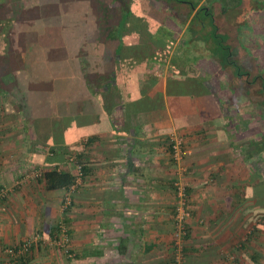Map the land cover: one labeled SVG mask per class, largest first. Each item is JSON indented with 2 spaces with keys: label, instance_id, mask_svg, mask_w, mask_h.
Segmentation results:
<instances>
[{
  "label": "crops",
  "instance_id": "1",
  "mask_svg": "<svg viewBox=\"0 0 264 264\" xmlns=\"http://www.w3.org/2000/svg\"><path fill=\"white\" fill-rule=\"evenodd\" d=\"M189 2L197 7L192 14L189 7L184 11L189 18L176 19L181 34L173 47L160 34L164 23L150 29L144 62H135L139 55L130 58L123 51L129 59L121 63L116 85L88 84L87 79L80 105L74 83L55 89L51 101L32 93L22 95L20 102L9 89L8 76L10 95H0V193L7 192L0 197V264H8L9 248L36 236L40 241L30 264H58L52 253L44 258L48 245H55L49 241L56 240L52 236L58 226L66 229L75 257L69 264H174V183L179 179L188 184L192 212L182 264H239L238 251L250 252L255 235L264 238V198L254 196V190L264 187V126H255L264 123V116L256 110L255 117H230V100L218 93L233 89L228 73L218 63L216 70L213 62L207 67L199 57L204 50L212 55L218 46L216 32L195 19L198 11L203 7L220 16V11L231 10L224 12L225 0ZM253 3L262 6L264 0ZM135 7L123 36L124 45L131 48L139 34L133 31L127 37L128 26H149L135 18ZM141 10L147 14L146 8ZM232 14L236 17L237 8ZM172 23L178 26L175 19ZM234 32L244 42L252 37L264 42V34L246 38V33L253 34L249 29L239 35L234 27ZM201 35L202 45L193 47ZM163 43L164 48L176 46L174 50L183 44L182 52L170 54ZM161 55L167 57L165 63ZM198 72L201 79L194 80ZM257 87L262 90V85ZM263 103L242 100L248 109ZM178 138L187 152L184 172L172 151ZM73 155L84 164L82 183L73 192L48 190L42 174L57 169L74 175L69 165ZM68 193L72 205L66 212ZM252 199L260 204L258 211H251ZM238 210L242 232V225L231 220ZM247 220L255 226L247 228ZM250 257L241 264H254Z\"/></svg>",
  "mask_w": 264,
  "mask_h": 264
},
{
  "label": "trees",
  "instance_id": "2",
  "mask_svg": "<svg viewBox=\"0 0 264 264\" xmlns=\"http://www.w3.org/2000/svg\"><path fill=\"white\" fill-rule=\"evenodd\" d=\"M47 1H52V3L59 2L61 5H64V2L68 5L73 2L79 3L81 0H0V39L2 40L0 42V47L4 50V54L0 53L1 96L10 95L9 90L6 89L5 86L8 76L12 78L9 89L13 91L14 97L17 93L24 95V97L25 94H43L49 97L48 101H51V93L56 95V92H54L55 89L59 88L63 90L68 83H74L78 89L76 100L78 105H80L84 100L83 90L86 87V80L90 79V75L98 77V80H96L97 83L116 85L118 81L117 71H121V63L129 59L122 55L123 51L126 50L123 36L127 31L126 25L133 16L132 9L135 2H141V4H143V10H145V7L148 5L145 13H149L151 5L159 6L160 12L167 17V19L164 18L163 20L164 24L162 25L164 26H162L160 34L164 36V40H169L168 43L171 46L177 41V37L175 36L177 34H172V31L175 30L169 24L170 21L173 19H179L178 21H180L184 15L189 18L190 14L188 15L187 11H184L189 7V11H191L192 14L197 7V4L189 2V0H82L85 2L90 1L93 4L92 12L94 19H91V22L88 23L86 15L85 18L80 17V19H84L85 23L79 24L80 22L76 21V19H78L76 17L77 15L74 16L73 11L65 10L67 14L63 13L64 15L62 16L61 10L58 8L59 6L57 7L55 5L52 9H45L43 4ZM225 1L228 2L229 6L225 7L224 12H227L225 10H228L229 7H235L237 9L242 8L245 3L244 0ZM68 13L70 15H68ZM169 14L175 18L170 19ZM69 16L73 17L71 26L77 24L84 25L83 28L85 33L80 34L73 41L70 25L60 30L62 23L67 24L66 17ZM89 18H91V16H89ZM195 19L204 21L206 29L209 26L210 28L213 27L214 19L212 11L201 8ZM176 23L178 25L176 26L177 29H180V22ZM165 24L168 26L170 25V31L166 30ZM40 28L41 30L38 33L37 30ZM60 31L64 37L60 44L52 46L47 44L42 46L39 45V43L43 41L38 40V35H53L61 38L62 35ZM169 32H171V37H169L170 34L168 35ZM30 35H32L34 39L32 42L28 41L27 38ZM90 37L92 38L90 39ZM82 39H84V41L80 44V52L77 55H72L71 51L74 45L78 44ZM221 39L223 40V44L225 43L226 45L227 39L224 36H221ZM29 43H31L30 46L28 45ZM90 43H92V45ZM215 43L218 45L217 41H215ZM68 44L69 54L67 55L65 53L66 51L62 50H64ZM181 45L179 46V50ZM90 47L91 51L89 52ZM218 48L220 52H223L219 54L217 49H215L210 56L206 54H201L199 56L201 60L203 59L206 61L205 65L209 67L210 63L213 62V66L216 67V63H218L223 69L232 66L237 68L236 76L245 75V68L236 62L237 51L234 50V52L231 53L229 48L224 47L222 44L221 47ZM51 53L53 55L49 57ZM36 54H40V57L36 58ZM139 57L140 58L137 57L138 61H134L143 63L145 57ZM199 57L197 59H199ZM160 58L162 59V63H165L167 57L161 55ZM152 59L153 58H151V60ZM259 93H261V90ZM21 99H23V96ZM24 103H28V106L31 108L32 105L29 100L27 103L24 100ZM18 106L22 109L21 103H19ZM33 111L32 109V112ZM32 112L31 114L34 116L35 114ZM42 179L45 182L46 188L51 191L61 189L70 191V188L74 186L76 182V177L71 172L57 169L44 172L42 174ZM187 194L189 195L188 189ZM69 208L65 211L67 212ZM57 228V232L52 238H59L60 227L58 226ZM23 243L24 242L17 245V248ZM13 248L14 247H11L10 249ZM32 255L33 252L31 256L28 253L19 256L18 264H30ZM184 258L185 254H183V259ZM253 259L256 260V258ZM174 264H178L176 258L174 259Z\"/></svg>",
  "mask_w": 264,
  "mask_h": 264
},
{
  "label": "rangeland",
  "instance_id": "3",
  "mask_svg": "<svg viewBox=\"0 0 264 264\" xmlns=\"http://www.w3.org/2000/svg\"><path fill=\"white\" fill-rule=\"evenodd\" d=\"M17 1H19V0H17ZM61 1V0H60ZM146 1V0H145ZM250 2H251V0H250ZM252 2H253V0H252ZM63 4L64 5H61V3H59V2H56V3H52V1H47V2H44V6H45V9H52V7L53 6H59L58 8H60V10H61V13H62V16L64 15V14H67V12L65 11V10H68V11H73L74 12V16L75 15H77L76 17L78 18V19H76V21H79L80 23L79 24H84L85 23V21H84V19H80V17H82V18H85V16L87 15V22L88 23H90L91 22V19L93 20L94 19V16H93V4L90 2V1H87V2H85V1H80L79 3L78 2H73L72 4H68L67 5V3H64L63 2ZM139 4V5H138ZM204 4H207V1L204 3ZM254 4V3H253ZM259 4H261V2H259ZM209 5H211L210 3H209ZM63 6H65V7H63ZM136 6V7H135ZM225 6V5H224ZM133 7H135L134 8V12H135V18H137L138 20L140 19V20H146L148 23H149V26H147L145 29L144 28H140V29H138L137 28V26H139V25H129L128 27V31H129V33L127 34V37H129L131 34H132V32L133 31H136L138 34V37H136V39H135V46H133L132 48L131 47H129L128 45H127V47H126V50H124V56H131V58H132V56H144L146 53H145V47H144V44L145 43H147V38H149L148 36H149V34H151L150 32L152 31V30H155L156 28H158L159 27V25L160 24H162L163 23V20H164V18H166L167 19V17H166V15L164 16L161 12H160V10H159V6H157V5H154L153 6V8H152V11L150 12V13H147V14H144L143 12H142V7H143V4H141V2H135V4H134V6ZM147 7H148V5L145 7L146 9H147ZM221 7H222V3H221ZM255 7H257V6H255ZM258 7H259V5H258ZM141 8V9H140ZM250 9V8H249ZM248 8L247 9H245V10H239L238 11V14H239V18H238V23L237 24H245V22H247V23H249L250 25H248L247 26V29H249L250 31H252L253 32V34H251V33H246L245 34V36H246V38H249V37H251V36H256V35H258V34H261L259 31H263L264 32V28H262V27H260V26H258V25H261L262 26V24H263V22H264V12H261V11H259L258 9H257V13H253V15H251V14H249L250 13V10H249ZM212 10V9H211ZM94 11H95V8H94ZM242 11V12H241ZM89 12H91V13H89ZM64 13V14H63ZM215 14H216V16H217V12L215 11L214 12ZM220 14H221V11L219 12ZM151 14V15H150ZM68 15H70L69 13H68ZM89 16H91V18H89ZM169 16H170V14H169ZM248 16V17H247ZM150 17V18H149ZM220 17V16H219ZM247 17V18H246ZM65 18V17H64ZM72 18L73 17H66V22H67V24L66 23H62V25H61V29L60 30H62L63 29V27H65V26H67V27H69V25H70V30H71V32H72V41L75 39V38H77L80 34H84L85 32H84V28H83V26L84 25H79V24H77V25H72L71 26V23L73 22L72 21ZM173 18H175V17H172V16H170V19H173ZM241 18V19H240ZM69 19V20H68ZM137 20V21H138ZM242 20V21H241ZM246 20V21H245ZM255 20H257V24L258 25H255L254 23L256 22ZM258 20H261L260 22H258ZM176 22H178L177 20H175ZM255 21V22H254ZM170 25H171V27H173V29L175 30V31H173V33H174V35L175 34H177V35H179V33L181 34V31L179 30V29H177V27L175 26V25H173V23H172V20L170 21V23H169ZM149 27V29H147ZM245 27V26H244ZM241 28V27H240ZM253 28V29H252ZM150 29H151V31H150ZM41 30V28L40 29H38L37 31H38V33H39V31ZM241 30H243V29H241ZM254 30V31H253ZM236 31L239 33V35H240V31H239V27H236ZM81 32V33H80ZM37 33V34H38ZM60 34L62 35V37L61 38H59V36H53V35H43V34H40V35H38V40L39 41H43L42 43H39V45L40 46H42V45H49V46H52V45H56V44H60L61 42H62V40L64 39V37H63V34L61 33V31H60ZM234 34H235V32H234ZM177 35H175V36H177ZM238 35V34H237ZM236 35V36H237ZM34 36V35H33ZM199 36V35H198ZM28 38V41H30V42H32V41H34V39H33V37H32V35H30V36H28L27 37ZM92 37H90V39H91ZM199 38V37H198ZM208 38V37H207ZM202 35H201V38H199L194 44H193V47H200L201 45H202ZM206 39V38H205ZM250 39V38H249ZM249 39H247V41L246 42H244L245 41V39H244V37L241 39V40H239V46H241L242 48H243V45H245V43H246V47L248 48V49H245L246 51L247 50H251L252 51V53L253 54H256L257 56H259V59L260 60H262L263 62H264V42H260V40L257 38H253L252 37V39H251V41H249ZM206 40H208V39H206ZM2 40L0 39V42H1ZM82 41H84V39H82V40H80V42L78 43V44H75L74 45V47H73V49H72V55H77L79 52H80V44H81V42ZM234 42H229V44H231L232 46H234V44H233ZM91 45H92V43H90ZM29 46L31 45V43H29L28 44ZM163 46V48H164V43L162 44ZM238 45V44H237ZM179 46L180 45H178V47L174 50V48L176 47H174V48H168V47H165L164 49H166L167 51H169V53L170 54H172V53H174V52H178V54H180L182 51L181 50H179ZM218 46V45H217ZM173 47V46H172ZM205 47H206V45H205ZM216 49H217V52L220 54V53H222L223 51H221L220 52V49L218 48V47H216ZM62 51H66L65 53L68 55L69 54V44L68 45H66V48L64 49V50H62ZM61 51V52H62ZM91 51V47H90V50H89V52ZM204 53H205V50L203 51ZM202 51H201V54H204ZM0 53L1 54H4V50L3 49H1V47H0ZM247 53H248V55L252 58L253 56H252V54L250 53V52H248L247 51ZM261 53V54H260ZM34 54H35V52H34ZM244 54V53H243ZM53 54L51 53L50 55H49V57H51ZM40 57V54H36V58H39ZM140 58V57H139ZM256 60V59H255ZM131 61V60H130ZM203 61H205V60H203ZM126 64H128L129 65V63H126ZM202 64H203V62H202ZM203 68V67H202ZM215 70H216V67H215ZM257 74H262V73H264V70L262 69V68H258V71L256 72ZM198 74V75H197ZM196 76H195V79L194 80H200L201 78H200V73L198 72V73H196L195 74ZM183 77H185V78H189V79H193V78H191V77H189L188 75H184ZM250 77V81H251V79H252V81L251 82H253V80L255 81V75H254V78L252 77V76H249ZM90 79H88V84L91 82V83H96L97 81L96 80H98L97 78L98 77H96L95 75H90V77H89ZM199 82V81H198ZM38 87H39V85H38ZM116 91V90H115ZM258 88H256V87H254L253 88V90H252V100H254V103L255 104H257V103H260V101H262V102H264V96H262L261 94L262 93H258ZM227 92V91H226ZM116 93V92H115ZM218 93L220 94V97H222V98H225L226 96H228V95H231V92H227V93H225L224 91L222 92V91H218ZM240 93L238 92V93H236L235 94V98H236V96H238ZM21 96L22 95H20L19 93H17V95L15 96L18 100H20L21 101ZM231 98H233V99H235L234 98V95H233V97H231ZM242 100V99H241ZM249 101V100H248ZM242 103V101H239V102H237L236 104H241ZM231 105V104H230ZM260 105V104H259ZM232 106V105H231ZM261 106H264V103L263 104H261ZM80 107V106H79ZM78 107V108H79ZM233 107V106H232ZM231 107V108H232ZM72 108H73V110H76L77 109V105L76 106H72ZM257 108V109H256ZM261 108H263V107H250L249 109H248V107L246 108V110H244L245 109V107H243V109H241V110H235V108L234 109H232L233 111H238V112H236L235 114H234V116H236V115H239V114H241V115H243V114H251L252 116H254L255 117V114H256V110H260V112H258L257 111V114H260L261 112H264V110L263 109H261ZM59 109H60V107H59ZM242 110H244V111H242ZM38 111H41V110H38ZM52 110H51V116L53 117V115H55V114H52ZM37 113V112H36ZM232 113V112H231ZM233 114V113H232ZM262 115V114H261ZM250 117V116H249ZM257 118V117H256ZM257 125H259V124H257ZM260 126V125H259ZM254 133H255V131H253ZM257 132V131H256ZM247 134H249V133H247ZM241 138H243L244 139V137H246V133H242L241 134V136H240ZM255 137H258V134H256V136ZM255 161H253V165H254V168H256L255 166H256V163H254ZM0 163H1V161H0ZM263 170H264V167H263ZM258 196V197H263L264 198V187H259L258 189H256V190H254V196ZM69 196V194H67L66 196H65V198H64V202H65V199L67 198ZM253 201L255 200V199H252ZM64 202H63V205H64ZM258 202H253L252 204H251V206H252V209H251V211H258L259 210V207H260V204L258 205L257 204ZM244 205V204H243ZM263 207H264V205H262ZM238 208H239V206H238ZM240 211L241 210H238V211H235V214L232 216L233 218L231 219L232 220V222H235V221H237V225L239 224H241L242 225V228H240L239 229V227H237V229H239L240 230V232H242V230H243V228H244V224H242V222L241 221H238V217H239V213H240ZM254 221H250V220H247V228L249 227V226H251V227H253V226H255V225H252V223H253ZM244 223V222H243ZM239 234H237V236H238ZM62 237V236H61ZM60 237V238H61ZM263 237H264V235H263ZM64 239V238H63ZM68 239H69V237H68ZM26 240H28V239H26ZM25 241V240H24ZM23 241V242H24ZM50 243H53V244H55V245H53V246H51L50 244L48 245V248L47 249H45L46 251H44V253H45V257L44 258H47L49 255L48 254H54V256H56L57 257V259H58V261H57V263L58 264H69V260H71V259H74L75 257H74V254L73 253H71V247H70V243H68V244H65L64 245V247H61V245H59V241H49ZM68 242H70V240H68ZM252 242H253V245L251 246V251L249 252V251H238V253H237V251H236V253L238 254L237 255V260H236V262L237 263H239V264H241V262L240 261H245V260H248L249 258H251L250 256H252L253 258H256V260H252V262L254 263V264H264V246H263V248L262 247H260L262 244L261 243H263L264 244V238H262V237H260L259 236V234H257V235H255L254 237H253V240H252ZM49 249V250H48ZM35 250V249H34ZM34 250H33V252H34ZM69 252V253H68ZM33 256V255H32ZM6 258H8L7 256H6ZM6 262H7V259H6Z\"/></svg>",
  "mask_w": 264,
  "mask_h": 264
},
{
  "label": "flooded vegetation",
  "instance_id": "4",
  "mask_svg": "<svg viewBox=\"0 0 264 264\" xmlns=\"http://www.w3.org/2000/svg\"><path fill=\"white\" fill-rule=\"evenodd\" d=\"M222 1V0H221ZM245 3L243 5V7H245L246 9L250 8V13L251 15H253V13H257V9L261 12H264V5L262 4V6L259 5L258 7V4H253L252 0L250 2V0H244ZM223 5H226L227 7L229 6L228 5V2L226 1V3H222ZM257 6V7H255ZM203 8V7H202ZM231 12L230 13H226V14H220V17L219 16H213V22H214V25L212 27L213 29V34H215L216 32V40H217V43H218V47H221V44L224 46V47H228L230 52H234V50L237 51V59H236V62L240 65H242L245 69V75L243 74V76H236L237 74V71L236 69L237 68H234L232 66H228L227 68H225L224 70L228 73V77L230 78V82L232 85H234L233 89H231V95H228L226 96L225 98H222L220 97L221 99L225 100V99H229L230 101V104L233 106L230 107V117H237L238 115L234 116V114L238 111H233L232 109L235 108V110H241L243 109V106L242 103L241 104H236L237 102L239 101H242L244 98H247V99H251L252 100V90L254 87L258 88L257 86H261L262 85V96H264V73L262 74H257L256 72L258 71V68H262L264 70V62L262 60L259 59V56H257L256 54H253L252 51H248L252 54V58L248 55L247 51L245 50L244 46L243 48L241 46H239V40L235 34H234V27H241L240 28V32H241V29H247V26L250 25L249 23L245 22V24H237L238 23V10L237 9V15L236 17L233 18V9L234 7H229ZM206 9V8H205ZM227 16L226 19H224V17ZM248 17V16H247ZM246 17V18H247ZM241 19V18H240ZM242 21V20H241ZM246 21V20H245ZM256 21V22H255ZM254 24L255 25H258L257 24V20H255ZM261 20H258V22H260ZM245 26V27H244ZM262 28H264V22L261 25H258ZM253 29V28H252ZM254 31V30H253ZM262 35L264 34V32L261 30L259 31ZM229 34V35H228ZM237 34V33H236ZM221 36H224L226 39H227V42H226V45L225 43L223 44V40L221 39ZM227 36V37H226ZM264 36V35H263ZM229 42H234V46H232L231 44H229ZM238 44V45H237ZM244 53V54H243ZM261 54V53H260ZM256 59V60H255ZM244 73V72H243ZM239 75V74H238ZM255 75V81L251 79L250 81V77L249 76H252L254 77ZM230 88V87H229ZM259 90V88H258ZM228 92V91H227ZM225 92V93H227ZM240 93L238 96H236L235 98V94L236 93ZM245 92H247V94H244ZM260 92V90L258 91V93ZM244 94V95H243ZM234 95V98H231L233 97ZM242 99V100H241ZM264 110V106H261ZM246 110V107L245 109ZM242 110V111H244ZM233 114H232V113ZM262 115L264 116V112H262ZM260 126H264V123H259ZM259 125H255V126H258L260 127Z\"/></svg>",
  "mask_w": 264,
  "mask_h": 264
},
{
  "label": "built area",
  "instance_id": "5",
  "mask_svg": "<svg viewBox=\"0 0 264 264\" xmlns=\"http://www.w3.org/2000/svg\"><path fill=\"white\" fill-rule=\"evenodd\" d=\"M173 156L176 159L177 162L180 163L182 167V172L185 171L183 167L185 164V156L187 155V152L184 150V141L183 139L178 138L174 141L172 146ZM70 166H72L75 169V177L76 182L74 186L71 187V191L73 192L83 181L84 178V164H82L79 159H77L74 155L70 157ZM174 189H175V195L177 198L176 206H175V231H174V247L177 252V258L176 262L178 264H182L183 262V250H184V241L186 240V237L188 236V229H189V221L192 216L191 209L189 207L190 199L189 195L187 194L188 184L185 181H182L179 179L177 182L174 183ZM69 196L65 199L63 210H67L69 206L72 205V195L68 193ZM7 195V192L3 190L0 193V197H5ZM59 238L55 241H59V245L61 247H64L65 244H68V234L66 229L61 226L60 227V234L58 235ZM62 236V237H61ZM61 237V238H60ZM64 238V239H63ZM40 237L36 236L35 238H30L28 240H25L24 243L17 248L14 247L13 249H8L6 251L7 254V263L8 264H18V258L19 256H22L23 254H29L31 256L34 247L39 243ZM69 253V252H68Z\"/></svg>",
  "mask_w": 264,
  "mask_h": 264
}]
</instances>
